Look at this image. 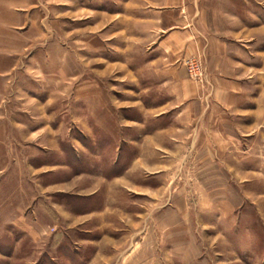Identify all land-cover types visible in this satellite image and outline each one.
<instances>
[{"label": "rangeland", "instance_id": "374dc122", "mask_svg": "<svg viewBox=\"0 0 264 264\" xmlns=\"http://www.w3.org/2000/svg\"><path fill=\"white\" fill-rule=\"evenodd\" d=\"M136 3L0 0V264H264V126L223 172L158 135Z\"/></svg>", "mask_w": 264, "mask_h": 264}, {"label": "crops", "instance_id": "0c3cea01", "mask_svg": "<svg viewBox=\"0 0 264 264\" xmlns=\"http://www.w3.org/2000/svg\"><path fill=\"white\" fill-rule=\"evenodd\" d=\"M137 3L136 14L157 17L153 29L160 32L144 59V77L152 80L153 93L176 94L172 108L182 106L175 114H182L181 126L157 134L183 135L191 156L222 172L230 159L248 157L264 126V0ZM148 17L139 21H153ZM194 59L202 64L203 82L188 77L186 63Z\"/></svg>", "mask_w": 264, "mask_h": 264}, {"label": "built area", "instance_id": "2783aa9c", "mask_svg": "<svg viewBox=\"0 0 264 264\" xmlns=\"http://www.w3.org/2000/svg\"><path fill=\"white\" fill-rule=\"evenodd\" d=\"M198 72V74H196L195 72ZM189 74H190V76L193 78V77H195V76H200L201 75V70H200V68H199V66L197 65V64H193L192 66H190V68H189Z\"/></svg>", "mask_w": 264, "mask_h": 264}]
</instances>
